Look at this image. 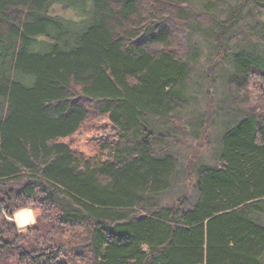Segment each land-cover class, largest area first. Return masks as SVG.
Masks as SVG:
<instances>
[{"label": "trees", "instance_id": "trees-1", "mask_svg": "<svg viewBox=\"0 0 264 264\" xmlns=\"http://www.w3.org/2000/svg\"><path fill=\"white\" fill-rule=\"evenodd\" d=\"M233 21L192 0H0V264H264L261 41L233 53L237 115L180 202L153 121L187 112L192 35ZM92 117L111 129L87 155L63 139Z\"/></svg>", "mask_w": 264, "mask_h": 264}, {"label": "rangeland", "instance_id": "rangeland-1", "mask_svg": "<svg viewBox=\"0 0 264 264\" xmlns=\"http://www.w3.org/2000/svg\"><path fill=\"white\" fill-rule=\"evenodd\" d=\"M192 2L198 8L208 9L223 21L231 17L234 21L220 39L216 37L215 28L208 32L206 39L199 35V31L192 35V41L200 39L201 44L200 49L196 48L194 52V81L189 89L190 104L187 112L173 123L168 120H153L163 130H170L172 133L170 136L176 139L173 142L174 153L181 158V162L183 161L172 192L166 197L167 200L177 202H180L179 197L184 192L192 194L197 168L215 161L220 137L226 126L232 122L230 117L233 115L235 118L237 115L229 96L227 82L233 53L248 49L253 40H258L262 43L258 50L261 55L263 54L259 57L264 60V0H192ZM55 10L65 15L71 14L70 10L64 9L61 5H56ZM261 86L258 82H252L250 90L255 95L258 90L255 87ZM109 129L111 122L108 117L99 119L92 117L75 135L63 140L87 155H95L100 153ZM23 209H30L34 214V220L21 226L16 219V213ZM17 211L12 219L20 230L36 221V211L33 207Z\"/></svg>", "mask_w": 264, "mask_h": 264}, {"label": "bare ground", "instance_id": "bare-ground-1", "mask_svg": "<svg viewBox=\"0 0 264 264\" xmlns=\"http://www.w3.org/2000/svg\"><path fill=\"white\" fill-rule=\"evenodd\" d=\"M34 220V219H33Z\"/></svg>", "mask_w": 264, "mask_h": 264}]
</instances>
